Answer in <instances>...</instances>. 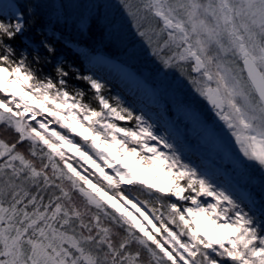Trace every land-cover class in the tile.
<instances>
[{
	"label": "snow or ice",
	"instance_id": "6c2138e0",
	"mask_svg": "<svg viewBox=\"0 0 264 264\" xmlns=\"http://www.w3.org/2000/svg\"><path fill=\"white\" fill-rule=\"evenodd\" d=\"M0 264H264V0H0Z\"/></svg>",
	"mask_w": 264,
	"mask_h": 264
}]
</instances>
